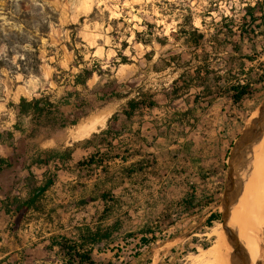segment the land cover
I'll return each mask as SVG.
<instances>
[{
  "label": "crops",
  "instance_id": "0c3cea01",
  "mask_svg": "<svg viewBox=\"0 0 264 264\" xmlns=\"http://www.w3.org/2000/svg\"><path fill=\"white\" fill-rule=\"evenodd\" d=\"M257 16L263 19L256 27L264 29V13ZM198 23L205 24L194 18V27L208 38ZM177 29L170 32L181 36ZM200 42L172 48L136 41L134 62L113 70L102 65L103 73L95 72L86 86L73 83L77 69L70 53L61 61V68L71 72L67 84L54 80L53 69L43 72V78H51L48 89L58 95L45 96L40 79L38 90L23 97H47L58 105L49 118L67 121L66 136L52 132L45 115H32L20 118L31 128L19 132H40L34 150L14 159V144H0V157L12 164L0 170V264H62L63 239L80 245L87 237L109 233L110 240L90 245L94 259L102 255L99 248H109L106 253L122 243H140L143 230L151 232L149 246L162 241L159 228L182 232L184 216L197 215L196 204L207 194L206 188L201 194L196 190L195 201L189 199L183 183L209 184L226 175V113L234 102L225 32L208 41L210 49L200 48ZM115 55L94 48V58L103 63ZM104 114H109L104 126L84 139L72 136L75 126ZM165 168H170L167 174ZM168 215L175 217L170 223L164 221ZM129 234L134 237L124 241Z\"/></svg>",
  "mask_w": 264,
  "mask_h": 264
},
{
  "label": "rangeland",
  "instance_id": "374dc122",
  "mask_svg": "<svg viewBox=\"0 0 264 264\" xmlns=\"http://www.w3.org/2000/svg\"><path fill=\"white\" fill-rule=\"evenodd\" d=\"M255 2L256 0H0V61H3L0 65V133H16L10 141L18 149L14 159L34 150L33 141L40 132L30 131L27 135H21L14 125L19 121L23 124L22 128H29L30 124H27L28 121L25 124L23 119L18 120L16 109L10 104H17L21 97L36 92L40 86V79L42 80L41 89L44 93L46 92L44 95H54L53 89H48L51 78L42 77L44 71L53 69L54 80L67 84L68 73L71 74V72L61 68V61L68 53L73 54L74 64L79 60L83 62L79 68L75 67L76 73L83 67L96 66L102 70V65H107L108 69L113 70L115 66L120 65L118 64L119 52L134 62V55L138 49L134 48L137 32L141 33L140 38L148 39L150 41L148 44L151 46L154 43H161L159 45L166 47L170 45L173 48L180 42L186 44V41L190 40L189 37L180 41L182 35L175 36V33H171L170 30L171 27H176L178 31L177 26L184 23L185 17L190 12L196 20L205 22V24L198 23L199 28L206 30L209 35L208 38L201 40L200 48L210 49L211 45L208 41L213 39L216 41L217 36L220 38L221 33L225 32L226 61L229 59L226 62V68L228 66L232 68L228 80L231 86L245 85L248 88V93L240 100V104L235 105L232 101L226 113V139H229L226 150V175L209 184L204 182L195 184L189 181L183 183L189 190V199L190 196L192 199L196 196V190L198 194H201V190L205 188L207 190L204 200L196 204L197 215L194 213L184 216L179 229L182 232L174 233V231H167L164 227L159 228L158 239L162 241L153 246L141 247L140 243L132 241L128 245L122 243L121 247L113 248L114 252L97 254L94 257L96 263L205 264L203 259L204 256L206 257V250L213 248L221 240H228L226 238H228L237 199L243 203L245 216L251 211L250 161L240 176L235 191L234 189L230 191L232 211L224 224L222 203L232 158L235 159L240 154L234 155V148L247 136L257 112L264 107V82L258 83L261 79L264 80V29L255 27V24L248 28L244 39L240 37L241 32L238 31V28L244 27L241 24L245 14L244 8L247 4L254 5ZM46 8L50 11L48 17H46L48 15ZM44 18H49L50 22L47 32L40 35L37 40L40 43L39 51L42 61L40 72L38 75H23L17 66L20 60H27L24 52L28 50L29 45H26L27 47L21 45L20 40L26 38L27 42H31L34 36L37 37L36 32L41 28L43 23L41 21ZM230 19L236 22L234 34H230L225 28V24H231ZM147 24L151 25V28ZM84 38L90 43L88 44ZM6 42H11V47ZM123 43H127L128 46L124 48ZM96 47L100 50L106 48L111 53L115 52L116 55L103 63L104 59L94 58ZM76 114L75 116L78 117L84 114V111ZM105 115L109 116V114L102 116ZM48 123L51 124L52 132L60 130L63 134L59 132V137L65 138V130H62L60 124ZM56 127L59 129H55ZM47 132L42 130L41 134L46 136ZM243 161L242 165L245 164L246 158ZM163 170L164 174H167L170 168ZM174 172L175 170H172L171 173ZM176 172L178 173V170ZM208 187L210 189H207ZM189 199H187L188 202H190ZM210 211L212 212L210 216L216 215L218 219L211 225H207L206 221L210 216L206 217L205 212ZM174 218L168 215L164 221L170 223ZM176 219L179 217L177 216ZM206 244L209 245L207 249ZM260 264H264V254Z\"/></svg>",
  "mask_w": 264,
  "mask_h": 264
},
{
  "label": "trees",
  "instance_id": "16d2710c",
  "mask_svg": "<svg viewBox=\"0 0 264 264\" xmlns=\"http://www.w3.org/2000/svg\"><path fill=\"white\" fill-rule=\"evenodd\" d=\"M245 14L242 17L241 24L244 26L243 28H238V31L241 32L240 36L243 37L245 33L248 32V28L251 26L255 25L256 21L260 18L263 19L262 16L258 17L257 13H264V1L257 0L254 5L247 4V6L244 8ZM46 12L49 16V9L46 8ZM83 21V20H82ZM43 22L41 24V28L37 30V37L34 36L32 38L33 40L31 42H27L26 38H22L20 40L21 45H29L28 50L24 52L25 56L27 57V60H20L18 63L17 68L19 69V72L22 73L23 75H38L40 72V67L42 64L41 58H40V51H39V42L37 40L39 39L40 35L45 34L48 29V25L50 22L49 18H44ZM194 22V15L193 13H189L188 16L185 17L184 23L179 24L180 30L179 33H181L184 36H188L190 38V41L194 43H199L203 38H204V33L200 32L198 28H195L193 26ZM231 24H225V28L230 34H234V26L236 25L235 21L233 19H230ZM148 27L151 28V25L147 24ZM77 27V26H73ZM256 27V26H255ZM36 35V34H35ZM141 33H136V40L139 42H142L144 44L150 43L148 39L140 38ZM162 41V40H158ZM6 44L11 47V42H6ZM127 43H123V47H127ZM27 47V46H26ZM118 57L120 61L118 64H128L131 62V60L127 57L124 56L121 52L118 53ZM77 58L79 57L78 52L76 53ZM82 61V60H81ZM80 60L78 63L75 64L76 68H79V65L83 62ZM3 61H0V65L2 64ZM103 73L100 68H97L96 66L92 68L88 67H83L80 68L79 71L74 74L73 76V83L75 86H86L87 81L92 77V75L95 73ZM247 86L245 85H238L234 86L231 88V91L233 92V99L234 102H239L245 95H247ZM13 108L16 109L17 111V119L19 120L22 117H29V116H35V117H41L43 115L46 116L45 120H48V122H52L55 125L61 126V128L66 127L67 121L64 119H60L56 121V119H50V114L52 112V109H57L58 105H54L53 103H50L48 101V98H40V99H32L29 100L25 97H21L20 101L18 104L11 103L10 104ZM76 121H72L69 124H75ZM53 124V125H54ZM22 124L21 122H17L14 125V128L20 132H24L22 129ZM14 134L12 132L8 133H0V144L3 143H10V141L13 140ZM17 156V154H16ZM12 164L10 162H7L5 159L0 157V170L3 169L4 166L10 167ZM218 216L212 215L210 216L206 224L211 225L213 221L217 220ZM151 233L150 231L143 230L140 232L141 238H140V246L141 247H149L150 245V240L146 238V235ZM133 234H129L128 236L125 237L124 241H127L128 239L133 238ZM103 240H110V234L105 232L102 234H97L95 237H87L84 242H82L80 245H76L73 241L63 239L62 242L59 243V246L61 247V251L63 252V258L64 261L62 264H98L94 261L93 259V251L94 247L90 246L91 244L94 243H100ZM139 246V247H140ZM205 248H209V245H205ZM109 248H99V252H105ZM120 250V248H117Z\"/></svg>",
  "mask_w": 264,
  "mask_h": 264
},
{
  "label": "bare ground",
  "instance_id": "6f19581e",
  "mask_svg": "<svg viewBox=\"0 0 264 264\" xmlns=\"http://www.w3.org/2000/svg\"><path fill=\"white\" fill-rule=\"evenodd\" d=\"M257 116L259 125L252 133V141L246 154L245 164L242 166L240 173L231 175L232 178L228 183L226 197L222 203L223 208L225 205H231L230 191L233 189L235 191L240 176L251 161V211L245 216L243 203L237 199L230 222L228 238H226L228 240H221L216 246L206 250V257L202 258L205 264H260L264 254V107L257 112ZM107 117L108 115L96 117L89 123H81L75 126L71 130L72 136L77 140L88 137L96 131L97 127L104 126ZM251 130L252 128L249 129L247 136L234 148V155L243 150V144L249 137ZM244 183L245 179L243 178V185Z\"/></svg>",
  "mask_w": 264,
  "mask_h": 264
},
{
  "label": "water",
  "instance_id": "95a60500",
  "mask_svg": "<svg viewBox=\"0 0 264 264\" xmlns=\"http://www.w3.org/2000/svg\"><path fill=\"white\" fill-rule=\"evenodd\" d=\"M264 104V103H263ZM263 106V105H262ZM262 108V107H261ZM260 108V109H261ZM259 109V111H260ZM258 111V112H259ZM258 116L255 118L254 120V123L250 126L249 129L252 128L250 134H249V137L247 138V140L245 141V143L243 144L244 148L243 150L240 152V154L238 156L235 157V159L233 160L232 158V166H231V171H230V175H229V178H228V182H227V187H226V191H227V188H228V183L229 181L231 180L232 178V174L235 173V174H238L241 172V168H242V163L244 162L243 160L246 158V154L248 152V149L250 148V145H251V141H252V133L254 132V130L258 127ZM225 197H226V192H225V195H224V199H223V202L225 200ZM232 211V207L230 205H225L224 207V213H223V216H224V223H225V219L230 216V213Z\"/></svg>",
  "mask_w": 264,
  "mask_h": 264
}]
</instances>
